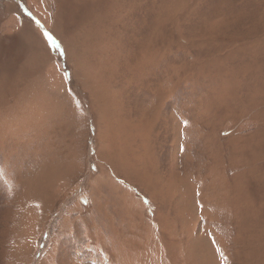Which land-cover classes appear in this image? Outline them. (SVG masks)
Masks as SVG:
<instances>
[{
    "label": "rangeland",
    "instance_id": "obj_1",
    "mask_svg": "<svg viewBox=\"0 0 264 264\" xmlns=\"http://www.w3.org/2000/svg\"><path fill=\"white\" fill-rule=\"evenodd\" d=\"M0 264H264V0H0Z\"/></svg>",
    "mask_w": 264,
    "mask_h": 264
}]
</instances>
